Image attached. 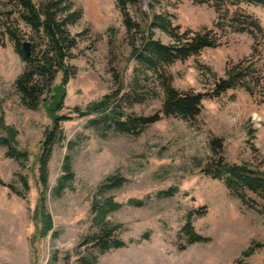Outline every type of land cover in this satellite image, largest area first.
<instances>
[{"label": "rangeland", "instance_id": "374dc122", "mask_svg": "<svg viewBox=\"0 0 264 264\" xmlns=\"http://www.w3.org/2000/svg\"><path fill=\"white\" fill-rule=\"evenodd\" d=\"M135 1L122 8L117 0H71L81 17L66 25L76 45L65 62L68 81L57 110L47 85L46 106L30 109L22 102L15 83L26 64L5 27L30 43L32 57L41 55L46 39L16 13L0 15V115L27 153L16 161L0 146V264H264V247L240 259L248 247L264 244V199L252 193L241 198L207 174L218 161L264 172V8L241 6L259 21L262 37L225 27L216 34L217 47L148 67L138 55L146 39L173 44L151 24L153 14L179 35L204 32L223 17L208 3ZM237 64L250 65L259 79L250 85L252 95L240 87L216 94L217 83ZM62 76L57 73L53 89ZM167 87L203 94L199 113L192 119L162 116ZM105 97L125 115L161 117L138 135L114 131L98 121L99 113H88ZM47 108L61 118L50 139ZM1 138L8 135L0 129ZM44 142L50 148L44 202L52 230L40 237L34 211ZM170 189L172 195H161ZM107 202L120 207L94 221ZM187 222L191 236L183 229ZM102 235L125 246L100 251Z\"/></svg>", "mask_w": 264, "mask_h": 264}, {"label": "trees", "instance_id": "16d2710c", "mask_svg": "<svg viewBox=\"0 0 264 264\" xmlns=\"http://www.w3.org/2000/svg\"><path fill=\"white\" fill-rule=\"evenodd\" d=\"M160 1V0H155ZM197 4L208 3L216 13H222L223 21L215 23L212 28L197 32L193 35H188L187 32L179 35L175 32V28L166 22L157 14L152 15L151 24L161 31L169 34L173 38V44L163 45L158 41L146 39L142 46V51L139 58L148 67H152L157 63L169 64L175 60H184L191 57L205 48L217 47L218 41L216 34L218 31L225 30L229 27L232 32L247 33L252 38L263 36V27L259 21L251 14L245 12L242 5H255L264 8V0H191ZM134 4L135 0H117L119 7H124L126 3ZM3 10H0V15L9 19L14 13L17 14V19L23 23L32 32L42 35L46 39V48L41 55L26 57L22 51V43L19 42L20 33L16 28L5 27V34L15 43L17 52L21 55L26 68L16 80V88L22 102L30 109H36L39 105L46 104L42 99L44 95V86L49 88V97L54 101V108L57 110L62 103L64 97V86L68 81L66 60L71 57V51L75 48V38L71 37L66 30V25L76 22L81 17V11L71 10V0H39L36 5L32 0H5ZM9 6V7H8ZM124 10V9H123ZM65 14V16H63ZM125 24L128 21L125 20ZM15 27V26H13ZM250 65L241 66L235 65L226 71V77L220 80L215 92H221L240 87L252 95L251 83H258L259 79L254 75ZM58 72H62L61 84L53 89L52 82ZM204 95L187 92L184 94L171 89L165 88V99L162 103L160 114L164 117L176 116L182 119H192L200 111L201 101ZM56 106V107H55ZM48 107V105H47ZM49 114L53 120V129L50 132L49 138L57 130L58 121L61 119L54 113L55 109H49ZM88 113H99L101 118L98 121H105L109 127L120 133L138 135L146 126L157 122L161 116L155 114L150 117H131L110 107V98L105 97L102 101L94 103L88 107ZM94 122V121H92ZM0 129L4 130L8 138L0 139V146L6 149V156L20 161L27 158V153L19 150L15 143V131L12 128L4 126L3 117L0 115ZM52 138L51 141H53ZM47 142L42 145L41 153L38 158L39 162V181L41 190L37 201V207L34 211V220L38 226L37 233L40 237H45L52 230V220L46 210L44 202V189L46 188L45 170L47 160L50 155V148L46 146ZM64 171L69 172L68 162L63 165ZM207 174L214 178H222L225 185L231 191L240 193L241 198L246 193H252L264 199V172L254 170L245 164H229L223 161H218L207 170ZM116 179L111 180L112 185ZM119 185V184H118ZM172 189L162 192L161 195H172ZM119 204H111L107 202L101 211L95 215L94 221L105 218L106 213L119 208ZM189 222L184 226V230L191 236L193 235L189 229ZM99 236V250L107 251L110 249H118L125 246L124 242L117 238L109 239ZM193 241H200L196 237ZM264 247V244L256 243L248 247L240 254V259H246L252 256L259 248ZM239 261H237L238 264ZM94 264V261L91 262Z\"/></svg>", "mask_w": 264, "mask_h": 264}, {"label": "water", "instance_id": "95a60500", "mask_svg": "<svg viewBox=\"0 0 264 264\" xmlns=\"http://www.w3.org/2000/svg\"><path fill=\"white\" fill-rule=\"evenodd\" d=\"M22 51L26 57H30V43L28 42H23L22 43Z\"/></svg>", "mask_w": 264, "mask_h": 264}]
</instances>
